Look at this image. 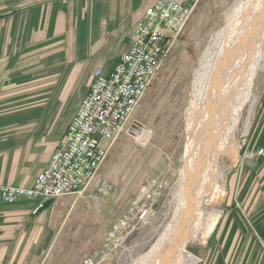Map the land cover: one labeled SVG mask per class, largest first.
I'll list each match as a JSON object with an SVG mask.
<instances>
[{
	"label": "crops",
	"instance_id": "obj_1",
	"mask_svg": "<svg viewBox=\"0 0 264 264\" xmlns=\"http://www.w3.org/2000/svg\"><path fill=\"white\" fill-rule=\"evenodd\" d=\"M80 1V15L74 9V18L68 19L64 4L69 0H0V90L13 88L26 98L17 121L7 123L8 132L0 131V185L32 184L62 139L95 69L111 72L131 42L136 19L155 0ZM69 94L75 100L68 104ZM47 103L50 109L44 108L41 118L27 116ZM261 114L264 119V106ZM216 193L218 234L213 242L229 255L236 252L237 264H259L264 245L261 253L256 243L259 254L246 260V248L255 239L241 237L234 228L246 225L243 218L248 221L252 213L258 218L255 224L264 221V154L233 170ZM68 196L50 199L36 210V199L5 202L0 195V264H80L98 249L104 239L94 250L88 208L78 202L68 208ZM79 248L93 250L84 254Z\"/></svg>",
	"mask_w": 264,
	"mask_h": 264
},
{
	"label": "rangeland",
	"instance_id": "obj_2",
	"mask_svg": "<svg viewBox=\"0 0 264 264\" xmlns=\"http://www.w3.org/2000/svg\"><path fill=\"white\" fill-rule=\"evenodd\" d=\"M236 2L237 0H198L192 16L168 51L158 74L143 95L123 133L111 144L109 154L97 171L98 174L80 194L68 196V208L74 207L77 202L85 204L84 207L88 208L86 217L92 220L94 228L90 235L93 249L95 250L103 239V245L115 246L98 264L135 263L136 258L146 252L172 223L177 204L179 175L185 161V114L192 98V81L203 51L212 35L225 25L226 14ZM81 3L80 0H69L64 4V17L74 18V15L71 16L74 9L75 14L79 12L80 15ZM253 84V97L247 101L240 113L238 126L230 137L229 149L218 156V162L223 169L222 176L202 202L206 210L215 209L216 212L209 215L202 236L186 245V250L198 259L197 264H237L240 259L235 256L236 252L229 255L224 250H218V241L213 242L218 234L216 192L218 187L228 184L233 170L241 169L246 160L259 156L249 157L248 153L264 149L261 143L264 140V130L259 128L264 121L261 114L264 106V69L260 68L255 73ZM25 100V97L16 95L13 88L0 92L2 133L8 132L5 130L7 123L17 121L20 116L18 109L24 105ZM71 100L75 98L71 96L68 104ZM50 105L47 108L41 105L36 109L38 112L29 113L27 116L41 118L42 110H49ZM146 202L152 205L143 224L130 225L127 229L123 228L117 232L112 230V225L119 215L126 213L133 203ZM259 211L260 209L255 213ZM257 220L252 213L248 221L243 218L246 225L239 223L240 225L234 228L235 232L242 234L241 237L250 234L255 239L246 248V260L253 259L263 250L264 221L262 220L259 226L255 224ZM83 238L86 239V235H82V240ZM256 243L259 247L258 253L255 252ZM103 245H99L100 247L87 258L93 257L100 249L104 253L107 252ZM89 249L79 251L90 253L93 249ZM83 261L80 264H83Z\"/></svg>",
	"mask_w": 264,
	"mask_h": 264
},
{
	"label": "bare ground",
	"instance_id": "obj_3",
	"mask_svg": "<svg viewBox=\"0 0 264 264\" xmlns=\"http://www.w3.org/2000/svg\"><path fill=\"white\" fill-rule=\"evenodd\" d=\"M260 68L264 69V0H237L203 51L192 81L185 114V161L172 223L133 264L198 263L186 245L202 236L209 215L216 212L206 210L202 202L222 176L218 156L229 149Z\"/></svg>",
	"mask_w": 264,
	"mask_h": 264
},
{
	"label": "built area",
	"instance_id": "obj_4",
	"mask_svg": "<svg viewBox=\"0 0 264 264\" xmlns=\"http://www.w3.org/2000/svg\"><path fill=\"white\" fill-rule=\"evenodd\" d=\"M198 0H155L133 26L131 42L111 72L95 69L94 78L46 166L30 186L0 185L5 202L36 199V210L58 196L80 194L96 175L111 144L123 133L165 56L176 42ZM1 86V82H0ZM264 149L247 156L261 155ZM152 203H133L112 230L143 224ZM110 234V233H109ZM106 241V240H105ZM107 243V242H106ZM103 245V243H102ZM95 252L83 264H98L114 250ZM259 264H264V254Z\"/></svg>",
	"mask_w": 264,
	"mask_h": 264
}]
</instances>
